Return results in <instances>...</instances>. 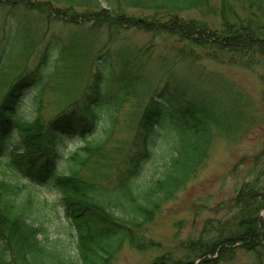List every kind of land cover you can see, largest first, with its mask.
Segmentation results:
<instances>
[{
    "label": "trees",
    "instance_id": "16d2710c",
    "mask_svg": "<svg viewBox=\"0 0 264 264\" xmlns=\"http://www.w3.org/2000/svg\"><path fill=\"white\" fill-rule=\"evenodd\" d=\"M213 1L218 0H117L120 9L149 11L150 15L138 17L142 23L147 21L151 25L152 28L143 25L147 31L176 37L183 46L173 47L174 54L168 55L159 66L164 68L166 76L149 89L150 100L140 114V125L145 131L133 142V150L127 153L116 181L91 188L81 183L77 174L104 144V138L93 139L94 130L103 120L104 125L112 123L130 91L144 79L143 74L153 61L150 52L131 50L121 55L113 91L109 87L112 61L105 52L101 62L95 64L83 96L44 123L40 109L42 96L45 92L55 93L78 74L85 49L79 45L72 47L71 38H84L71 33L62 45L57 39L30 68H18L9 56L16 40L26 32L22 18L27 12L19 18L11 16L10 26L14 29L10 28L0 50L3 74L0 91L4 92L0 96V158L8 161L7 173L0 163V203L3 205L0 206V264H86L84 257L88 264H105L106 258L110 261L116 250L107 252V244L117 241L120 245L125 237H130L127 234L134 224L130 219L153 213L159 206L155 202L157 196L169 197L197 171L208 155L215 131L228 130L229 118H235V113H231L235 96L229 95L224 81L204 84L196 63L204 58L245 69L264 67V22L250 16H236L211 29L199 21L177 17L178 13L205 8ZM219 1L248 7L264 4V0ZM43 2L0 0V13L6 5L5 15L14 14L22 6L27 11L46 17L54 15L77 25L91 21L121 28L129 21V16L123 13L117 14L116 21L108 19L101 4L109 5V0ZM31 49L34 51L33 46ZM48 52L56 53L52 63V54ZM178 65L189 68L188 73L173 71ZM259 77L264 97V75ZM29 93L35 114L26 118L21 109ZM12 137L15 143H9ZM69 139L81 141L82 145L65 153L62 146ZM21 148L24 150L20 151ZM62 161L65 165L60 167ZM48 188L55 191L63 205L62 214L76 233L73 254L67 247H59L55 240H49L43 221L36 215L46 205L41 193ZM112 210L120 215L115 216ZM28 211L29 214H22ZM260 211H264V143L253 157L251 177L236 191L229 216L219 221L220 229L213 236L202 232L184 258L178 261L166 258L163 263L159 258L150 264H194L197 260L196 264H217L232 259L236 251L248 256V264H264V217L259 215ZM90 239L106 245L102 252L88 245ZM5 243L8 245L4 246ZM4 251L12 252L16 261L5 263L8 258H4ZM189 254H194L193 258ZM210 254L217 256L207 258Z\"/></svg>",
    "mask_w": 264,
    "mask_h": 264
},
{
    "label": "rangeland",
    "instance_id": "374dc122",
    "mask_svg": "<svg viewBox=\"0 0 264 264\" xmlns=\"http://www.w3.org/2000/svg\"><path fill=\"white\" fill-rule=\"evenodd\" d=\"M34 1L43 2L45 0ZM117 3V0H109V5L102 3L101 6L106 10V16L110 21L112 18L116 21V16L120 13L129 16L127 26L121 28L106 27L99 23L93 24L91 21L78 25L71 24L68 20L63 21L54 15L46 17L33 10L27 11L22 6H18L15 13L9 16L3 13L6 10V5H3V12L0 13L1 50L11 32L10 28H13L10 26L13 22L10 19L11 16L15 15L19 18L25 11L27 12V15L22 18L26 32L19 36V40H16L13 52L9 56L12 59L11 63L18 68H30L47 46L52 45L57 39V42L62 45L71 33H75L78 38L80 36L84 38H71L72 47L79 45L85 49L82 53L84 61L78 67V74L69 83L57 89L55 93L45 92L42 96L40 109L44 123L83 96L91 74L96 69L95 64L101 62L105 52L110 54L112 61V74L110 73L109 76V87L112 91L116 88V72L121 55L131 50L141 52L145 49L150 52L153 61L149 65V70H145L144 79L135 90L130 91L129 97L114 116L112 123L107 122L104 125L103 120L94 130L93 139L101 141L104 138V144L78 169L77 174L81 183L87 184L90 188L116 181L127 153L133 150V142L140 139L145 131L140 125V114L150 100L149 89L155 85V81H161L166 76L164 68L159 66L162 60L168 58V55L174 54L171 51L173 47L183 46L176 37L158 34L154 30L147 31V27L143 26L147 21L142 23L138 17L150 15L149 11L125 9L122 6L120 9ZM236 16L241 18L250 16L264 22V4L248 7L218 0L211 2L205 8L178 13L177 17L199 21L211 29H217L222 25L223 20H233ZM117 20L120 24V20ZM165 23L167 25V22ZM148 26L151 27L150 24ZM31 46L34 47V51ZM50 54H52L50 56V63H52L56 58V53L48 52V55ZM91 56H94L92 65H90ZM57 63L56 59L55 66ZM196 64L198 71L196 67L195 70L200 73L204 84H216L218 80L226 82L225 85L230 90L229 95L235 96L231 110V113H235V118L233 120L229 118L228 130L217 129L215 131L208 155L201 166L175 193L165 199L162 195L157 196L155 202L159 203V206L150 215L144 214L143 217L130 219L134 221V224L128 231L129 238L125 237L120 245L116 241V243H108L107 246L100 245L98 242L94 243L95 239L89 240L88 245L100 252L104 246L109 247L107 252L116 249L110 261L106 258L105 264H150L159 258H162V263L167 261L166 258L172 259L171 261L184 258L190 252L189 247L193 242L202 236V232L213 236L214 232L220 229L219 221L229 216L236 191L252 175L253 157L264 143V97L259 77V75H264V67L260 65L254 70L245 69L239 65L218 63L204 58ZM173 71L188 73L189 68L178 65ZM0 75H3L2 72ZM152 76L156 77V80ZM49 78L50 81L54 80L51 76ZM3 93L1 90L0 96ZM31 97L32 94L29 93L23 100L21 114L26 118L35 114ZM13 139V137L9 139V143H15ZM81 145V141L69 139L62 148L65 153H68ZM23 150V148L20 149V151ZM0 163L4 172L7 173V159L0 158ZM64 165L63 161L59 163L60 167ZM41 197L47 201L46 205L35 213L38 219L43 221L49 240H55L59 247L60 245L67 247L73 254L74 249L72 248L76 246V233L74 234L62 214L63 205L58 201L53 188L43 190ZM0 206L3 205L0 203ZM112 212L115 216L116 213L120 215L118 211L112 210ZM25 213L29 214V211L22 214ZM259 215L264 217V211H260ZM10 216L13 215L10 214ZM34 220L37 221L36 218ZM7 245L4 244V246ZM91 248L85 247L87 251H91ZM11 255H13L12 252L4 251V258H8L5 263L16 261ZM193 256L194 254H189L190 258ZM216 256L217 254H210L206 257L214 259ZM83 261L86 264L89 263L85 257ZM248 262V256L243 255L241 251H236L232 259L219 261L217 264H248Z\"/></svg>",
    "mask_w": 264,
    "mask_h": 264
}]
</instances>
